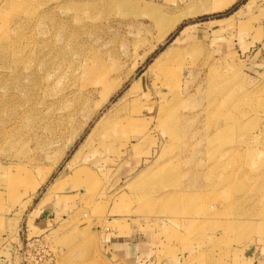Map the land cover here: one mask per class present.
Here are the masks:
<instances>
[{
	"label": "rangeland",
	"instance_id": "obj_1",
	"mask_svg": "<svg viewBox=\"0 0 264 264\" xmlns=\"http://www.w3.org/2000/svg\"><path fill=\"white\" fill-rule=\"evenodd\" d=\"M227 1L0 0V264H264V0Z\"/></svg>",
	"mask_w": 264,
	"mask_h": 264
},
{
	"label": "bare ground",
	"instance_id": "obj_2",
	"mask_svg": "<svg viewBox=\"0 0 264 264\" xmlns=\"http://www.w3.org/2000/svg\"><path fill=\"white\" fill-rule=\"evenodd\" d=\"M232 2H233V0L227 1V2L224 4L225 6L223 5L224 7L221 5L220 8H218V9L226 8V7L229 6ZM149 14L152 15V12L149 13ZM176 24H177L176 21H175V22H172V23L168 26V29L165 31V33L163 32V35L161 36V38L165 37V35H167L168 32H170V31L175 27ZM161 33H162V31H161ZM43 180H44V179H43Z\"/></svg>",
	"mask_w": 264,
	"mask_h": 264
},
{
	"label": "crops",
	"instance_id": "obj_3",
	"mask_svg": "<svg viewBox=\"0 0 264 264\" xmlns=\"http://www.w3.org/2000/svg\"><path fill=\"white\" fill-rule=\"evenodd\" d=\"M234 2H235V1H234ZM234 2H233V3H234ZM184 30H185V28L181 29V34L184 33ZM59 197H61V195H60ZM59 197H58V198H59ZM54 212H55V211H54ZM46 213H48V208H44V209L42 210V212H41L42 215H44V214H46ZM52 213H53V212H52ZM49 215H51V214H49ZM44 216H45V215H44ZM41 218H42V217H41Z\"/></svg>",
	"mask_w": 264,
	"mask_h": 264
},
{
	"label": "trees",
	"instance_id": "obj_4",
	"mask_svg": "<svg viewBox=\"0 0 264 264\" xmlns=\"http://www.w3.org/2000/svg\"><path fill=\"white\" fill-rule=\"evenodd\" d=\"M230 11H227L225 14H228ZM218 17H221V16H223V15H221V14H219V15H217Z\"/></svg>",
	"mask_w": 264,
	"mask_h": 264
}]
</instances>
